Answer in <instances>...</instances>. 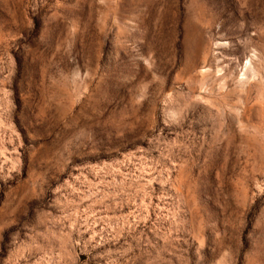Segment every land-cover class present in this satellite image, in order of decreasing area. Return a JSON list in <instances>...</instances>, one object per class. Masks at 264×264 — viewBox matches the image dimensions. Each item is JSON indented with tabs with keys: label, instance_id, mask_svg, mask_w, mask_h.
I'll return each instance as SVG.
<instances>
[{
	"label": "rangeland",
	"instance_id": "rangeland-1",
	"mask_svg": "<svg viewBox=\"0 0 264 264\" xmlns=\"http://www.w3.org/2000/svg\"><path fill=\"white\" fill-rule=\"evenodd\" d=\"M0 264H264V0H0Z\"/></svg>",
	"mask_w": 264,
	"mask_h": 264
}]
</instances>
